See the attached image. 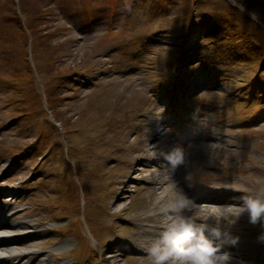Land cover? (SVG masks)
Instances as JSON below:
<instances>
[{"label":"rangeland","instance_id":"1","mask_svg":"<svg viewBox=\"0 0 264 264\" xmlns=\"http://www.w3.org/2000/svg\"><path fill=\"white\" fill-rule=\"evenodd\" d=\"M189 1L0 0V208L10 215L5 220L18 225L0 226V235H22L11 240L7 248L14 252L3 264H74L71 230L78 225L87 235L86 240L78 231L86 244L78 262L89 247L98 253L86 264H149L150 244L144 241L155 237L145 230L153 226L145 218L164 206L158 196L165 184L147 179L159 171L152 165L156 158L146 155L156 152L150 147L160 138L181 143L186 163L174 174L196 210L188 216L210 211L226 222L242 197L264 188V118L258 119L264 105L257 108L258 89L250 87L255 78L264 86V0H242L246 12L225 0ZM129 4H140V12L128 16ZM248 12L257 13L259 22L241 15ZM93 14L98 19L87 23ZM193 15L199 23L189 28ZM225 17L230 22L220 25ZM253 23L260 27L257 40L247 35L259 28ZM180 47L184 73L200 85L189 88L175 113L173 100H163L184 90L180 79L186 78L177 72ZM245 89L255 90L253 103L229 100ZM245 118L255 122L239 123ZM65 153L70 165L64 164ZM78 174L84 191L71 182ZM105 179L111 182L104 185ZM218 183L228 187L213 189ZM225 190L244 193H231V202H208L214 210L192 202L193 194ZM72 204L79 210L64 206ZM86 212L90 219L83 221ZM67 213L81 217L71 229ZM246 218L231 228L238 245L225 249L236 264H253L262 250V229ZM101 222L112 227L98 230Z\"/></svg>","mask_w":264,"mask_h":264},{"label":"clouds","instance_id":"2","mask_svg":"<svg viewBox=\"0 0 264 264\" xmlns=\"http://www.w3.org/2000/svg\"><path fill=\"white\" fill-rule=\"evenodd\" d=\"M240 12L247 9L242 0H230ZM250 19L259 22L255 12H248ZM164 111L159 108V114ZM153 158L156 153H152ZM164 159L173 169L185 165V155L182 149L173 148L164 154ZM191 179V174L185 176ZM175 193L171 205L161 213L163 219L159 224V234L147 247L149 264H236L235 258L225 247L238 245L240 237L233 235L231 228L245 214L248 223L259 225L262 231L257 236L259 242H264V188L257 193L242 197V205L234 213L233 218L226 222L213 216H185L191 201L179 191L173 183ZM239 264H244L240 261Z\"/></svg>","mask_w":264,"mask_h":264},{"label":"bare ground","instance_id":"3","mask_svg":"<svg viewBox=\"0 0 264 264\" xmlns=\"http://www.w3.org/2000/svg\"><path fill=\"white\" fill-rule=\"evenodd\" d=\"M159 125L158 124L156 126V128L154 129V135H158L159 134ZM159 139V138H158ZM160 142H158L156 145L150 147V148H154V150L156 151V159H154L153 161L154 166L157 167V171L159 172H155L154 175H149L151 176L150 178H147L148 180H153L155 183H161L163 182L165 185H164V189L163 191L161 192V194L158 196V202H160L159 200L163 198V205L164 206H160L159 208L156 209V212H153L152 214H149L146 216L145 220L147 221H150L153 223V226L151 228H146L145 230H148V231H151L153 230V236L156 238L157 235L159 234V231H160V228L157 224H160L161 222V213L163 211V209L169 205H171L172 203V198L174 196V192L172 190V185L173 183H175L176 185V191H179V192H182L184 195H185V191L183 190H180V187L177 185L178 184V178H176L175 176V172H176V169H173L172 166L170 164H168V162L164 159V154L171 151L173 148H180V147H177V146H173L171 144H168L167 143V140H164L162 138L159 139ZM204 148V146H203ZM181 149V148H180ZM205 152L206 153H209L210 151L208 150V146L205 148ZM153 153V152H152ZM152 153H148L146 156H149L150 158L152 156ZM164 163V164H163ZM137 169V168H136ZM135 171V169H134ZM133 171V172H134ZM146 179V180H147ZM228 186H226L227 188ZM232 192V191H231ZM234 193V192H232ZM124 194H121L119 197H123ZM209 199H213L215 201H223V202H231L233 201L234 199L232 198L231 195H228V194H219V195H212L211 197H209ZM191 206V204H190ZM209 209H212V207H209ZM208 208H205V210H209ZM161 210V211H160ZM188 209H186L184 212H186ZM214 210V209H212ZM200 212V210H199ZM210 211H208L207 213H204V214H201L200 216L198 217H201V216H210ZM163 218V217H162ZM0 226H4L5 228H11L13 226H18L17 224L13 223L11 220H8V221H3L1 222L0 221ZM144 230V231H145ZM11 235L10 233H3L2 235H0V264H3V259L5 258V256H9L12 252V250H8L6 248V244L5 242H7L11 237L9 236ZM153 241V240H152ZM151 243L147 240L144 241V243ZM109 257L106 256L105 259H108Z\"/></svg>","mask_w":264,"mask_h":264},{"label":"trees","instance_id":"4","mask_svg":"<svg viewBox=\"0 0 264 264\" xmlns=\"http://www.w3.org/2000/svg\"><path fill=\"white\" fill-rule=\"evenodd\" d=\"M62 78H63V77H61V79H62ZM61 79H60V80H61Z\"/></svg>","mask_w":264,"mask_h":264}]
</instances>
